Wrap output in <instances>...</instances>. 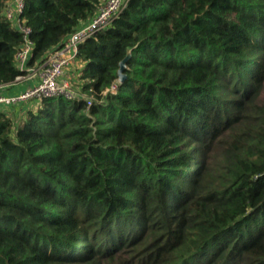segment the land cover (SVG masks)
<instances>
[{"label":"trees","instance_id":"1","mask_svg":"<svg viewBox=\"0 0 264 264\" xmlns=\"http://www.w3.org/2000/svg\"><path fill=\"white\" fill-rule=\"evenodd\" d=\"M105 1L27 0L26 65ZM12 2L10 95L27 73ZM76 59L90 106L0 107V264H264V0H128Z\"/></svg>","mask_w":264,"mask_h":264},{"label":"built area","instance_id":"2","mask_svg":"<svg viewBox=\"0 0 264 264\" xmlns=\"http://www.w3.org/2000/svg\"><path fill=\"white\" fill-rule=\"evenodd\" d=\"M27 0H13L5 10L6 17L21 31L23 44L17 52L15 59L17 67L27 73L18 79V82L32 81L33 84L27 90L10 95L0 91V107H13L17 103H25L30 100H38L42 97L64 96L67 99L82 98L90 106L94 97L87 96L73 88V77L68 76V71L79 62L76 59L78 45L111 24V22L124 9L128 0H106L98 9L96 16L86 25L76 29L67 41L59 48L49 53L46 58L33 67H28L27 60L32 50V42L28 35L31 30L22 24L20 14ZM4 87H0V90ZM116 84L111 85L102 92L114 93Z\"/></svg>","mask_w":264,"mask_h":264},{"label":"crops","instance_id":"3","mask_svg":"<svg viewBox=\"0 0 264 264\" xmlns=\"http://www.w3.org/2000/svg\"><path fill=\"white\" fill-rule=\"evenodd\" d=\"M79 65H82V64H79ZM72 73H71V69H70L67 74L69 77H72L73 76ZM32 84H33L32 81L19 82V83H17V85L15 87L12 88L11 92L13 91L14 93H19L21 91L27 90L31 87ZM0 91L5 93V94L9 93V90L7 91L5 88L0 90Z\"/></svg>","mask_w":264,"mask_h":264},{"label":"rangeland","instance_id":"4","mask_svg":"<svg viewBox=\"0 0 264 264\" xmlns=\"http://www.w3.org/2000/svg\"><path fill=\"white\" fill-rule=\"evenodd\" d=\"M71 81H72V77H71ZM73 83V88L75 89V90H79L78 88H76L75 86H76V82L74 81V79H73V81H72ZM118 83H119V79L115 82V84L116 85H118ZM75 85V86H74ZM116 91V89L114 90V92ZM39 103V100H37V101H33V103L32 104H29L28 106L29 107H34L35 106V104H38ZM35 109V108H34ZM34 109H32V110H34Z\"/></svg>","mask_w":264,"mask_h":264},{"label":"water","instance_id":"5","mask_svg":"<svg viewBox=\"0 0 264 264\" xmlns=\"http://www.w3.org/2000/svg\"><path fill=\"white\" fill-rule=\"evenodd\" d=\"M124 67V61H122L120 63V69L118 71V75H119V81L122 82V80L125 78V75L122 73V69Z\"/></svg>","mask_w":264,"mask_h":264}]
</instances>
